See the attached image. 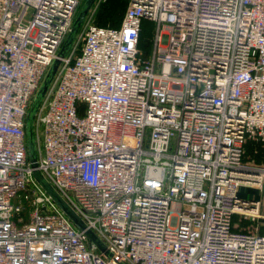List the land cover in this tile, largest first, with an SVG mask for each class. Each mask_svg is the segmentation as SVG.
<instances>
[{
	"label": "built area",
	"instance_id": "1",
	"mask_svg": "<svg viewBox=\"0 0 264 264\" xmlns=\"http://www.w3.org/2000/svg\"><path fill=\"white\" fill-rule=\"evenodd\" d=\"M79 3L0 0V264H264L259 226L234 223H264V192L239 194L264 190V164L245 161L264 144V0H130L61 57ZM56 60L34 168L26 117Z\"/></svg>",
	"mask_w": 264,
	"mask_h": 264
},
{
	"label": "water",
	"instance_id": "2",
	"mask_svg": "<svg viewBox=\"0 0 264 264\" xmlns=\"http://www.w3.org/2000/svg\"><path fill=\"white\" fill-rule=\"evenodd\" d=\"M95 0H87L83 5L81 10L79 11L72 29L66 38L60 52L59 56H65L75 39L78 36V32L81 29L89 10L91 9ZM60 61L56 60L53 65L50 67L46 77L44 78L40 89L38 90L32 105L29 109L28 115L26 117V140H27V150L28 156L32 163H34L33 167L36 168L37 161V139L35 134V118L38 113L39 107L42 104L53 80L58 70ZM35 180L38 184L45 190V192L52 198V200L60 207V209L66 214V216L73 222V224L80 230L85 231L88 239L97 246L100 252H102L108 259L114 260V256L109 252L106 245L101 241V239L90 229L87 228L86 224L82 221V219L73 211V209L64 201V199L57 193V191L50 185V183L45 179L42 173L39 170H34L33 172ZM116 264H125L124 262H116Z\"/></svg>",
	"mask_w": 264,
	"mask_h": 264
},
{
	"label": "trees",
	"instance_id": "3",
	"mask_svg": "<svg viewBox=\"0 0 264 264\" xmlns=\"http://www.w3.org/2000/svg\"><path fill=\"white\" fill-rule=\"evenodd\" d=\"M87 0H80L79 7L77 10V15L83 5ZM130 0H95L86 19H90L92 24L99 27H112L117 28L120 26L125 11L129 5ZM77 17V16H76ZM85 21L79 30L80 34L84 28ZM149 31V35L146 32ZM155 26L154 24L145 21L143 23L142 33L140 37V48L143 54L148 55L151 46L152 38L154 34ZM245 161L262 162L264 164V144L257 141H248L246 144V154ZM235 230H241L244 232H251L252 230H247L246 226L251 224L249 219L241 218L239 216H234ZM255 227L259 226L260 233H264V226L258 224L256 221Z\"/></svg>",
	"mask_w": 264,
	"mask_h": 264
},
{
	"label": "rangeland",
	"instance_id": "4",
	"mask_svg": "<svg viewBox=\"0 0 264 264\" xmlns=\"http://www.w3.org/2000/svg\"><path fill=\"white\" fill-rule=\"evenodd\" d=\"M146 34L149 35L150 34L149 31L146 32ZM248 162H252L256 166H261V167H262V164H263L262 162L261 163L260 162H254V161H248ZM263 189H264V187H263ZM262 192H264V190L260 191L259 189H256V188H253V187L252 188L243 187V188L240 189L239 194H240V196L253 197L254 199H258V198H260ZM249 221L251 222V224H248L246 226V229L247 230H252V229L254 230V228H255V224L254 223H256V219H249ZM258 224L264 226V223H262V221H259Z\"/></svg>",
	"mask_w": 264,
	"mask_h": 264
}]
</instances>
